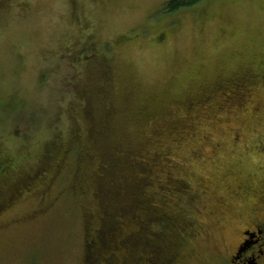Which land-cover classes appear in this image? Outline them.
Segmentation results:
<instances>
[{"label":"rangeland","instance_id":"1","mask_svg":"<svg viewBox=\"0 0 264 264\" xmlns=\"http://www.w3.org/2000/svg\"><path fill=\"white\" fill-rule=\"evenodd\" d=\"M171 1L0 0V202L17 200L0 215V264L88 263L99 241L98 187L117 180L111 171L98 177L100 163L119 143L145 154L162 146L159 180L145 188L151 195L160 190L149 207L164 224L152 225L167 246L159 248L158 264H226L227 247L252 218L224 210L240 205L225 195L242 182L256 191L264 186V85L227 113L217 111L221 99H199L215 82L255 70L252 59H264V0H207L166 15ZM104 71L107 105L97 97L88 115L82 93L103 90ZM188 100L197 105L188 109ZM91 117L101 131L108 126L111 141L91 147L101 156L86 163L76 153L91 143ZM119 175L130 191L117 202L133 231L143 206L131 199L144 186L134 190L136 169L122 167ZM170 176L175 189L193 191V200L173 204L168 189H158ZM21 180L33 183L20 189ZM114 188L121 187L105 190ZM189 202L203 212L186 208ZM187 220L193 228L183 231ZM129 251L113 264L149 257L140 246Z\"/></svg>","mask_w":264,"mask_h":264},{"label":"trees","instance_id":"2","mask_svg":"<svg viewBox=\"0 0 264 264\" xmlns=\"http://www.w3.org/2000/svg\"><path fill=\"white\" fill-rule=\"evenodd\" d=\"M207 0H172L169 2L165 8L164 13L166 15H175L181 12L184 9H190L194 8L198 5H201L202 3L206 2ZM252 63H256V69H249L245 71H241L239 73H236L231 76L225 77L226 79L221 80L220 83H214L212 87L209 89L203 90V99L200 97V101L202 100L205 102H209L211 100H217L221 99L224 103L217 107V111L226 113L230 111L234 106H239L241 104L239 100H244L245 102H249L251 98V91L252 89L256 87V85L260 84L264 85V59L257 57L255 59H252ZM107 72L104 71L101 74V79L103 80V86L104 89L95 93H89V88L85 90V94L82 93V105L84 106L85 111H87L88 115H90L93 111V102L94 100L100 98V101L102 104L107 105V100L109 99L108 91L105 89V87L108 86L107 82L109 80V77H107ZM90 91H92V88H90ZM98 97V98H97ZM201 103V102H200ZM197 104H194V102L188 100L186 101L185 106L188 109L193 108ZM242 105V104H241ZM92 123L88 130V138L87 141H91V143H86L83 147V143L79 144L77 148V153L79 155V160L82 162L89 163L90 161L94 162L96 161L101 155L97 156L98 153L97 149L91 150V147L97 148L100 146H103L111 141V138L109 137L107 133V127L104 126L101 131L100 127H98V123L95 119V117H91ZM79 133L80 131L77 130ZM180 133V131H179ZM79 136V135H77ZM76 136V137H77ZM75 137V138H76ZM156 146L161 142L162 140L155 139ZM87 146V150L86 149ZM113 147V146H112ZM159 147L157 146L155 149L147 154H145V151L143 150H135L133 148H125V146L121 143H119L116 148H112V154L105 156L104 159L107 158V163H100L101 170L98 177L101 176L103 178V175H105L107 172H112L117 175V180L113 181L115 183V186L108 185L106 183L105 187L100 190L98 195L100 196V199H98L101 203H97L98 205V211L97 216L100 218V224H99V231L98 234L99 241L98 243H95L93 247H99L100 249L97 250L96 248H93L91 246L92 250V257L89 256L88 261L93 264H98L101 260L103 255L105 254H112L115 253L116 255H120L121 253L125 254L123 257L125 259L129 258V249L133 248V246H140L144 248L145 250H148L149 257L143 260L145 264H158V261L160 263V258L158 250L161 248V251L163 252L164 249H167V246H165L163 243L159 242L160 234L156 233L152 229V225L157 224V226L164 225L162 222L161 216L159 217L157 215V212L155 210H150V200H157V197H159V191L156 192L155 195H151L147 192H145V188L154 183L153 181L159 180L157 179L159 177L158 172L161 171V169L164 167L163 165V158H161V155L159 153ZM85 154H82L84 153ZM81 153V154H80ZM136 157H135V155ZM97 156V157H96ZM103 156V155H102ZM104 157V156H103ZM195 158V155L193 156ZM193 158V159H194ZM216 163L213 164V166ZM122 167H131L132 169L137 170V177L138 178V184L136 183V186L134 190H140L142 186H144L143 192L140 190V195L137 197H133L131 199V202H133L134 206H137L138 204H141L143 207H139L136 209L138 217L136 218V224L134 225L133 231L129 230V222L132 219H129L125 214L126 207L124 205H121L117 202V199L121 194H124L125 190H129L130 188L125 185L124 183L127 182L126 177L123 175H119L121 177H118V173L120 172V169ZM214 168V167H213ZM215 170V169H214ZM213 170V171H214ZM5 171L1 170L0 175L3 174ZM139 172L140 175L138 174ZM216 172V171H214ZM155 174L156 178L152 177V175ZM139 175V176H138ZM126 176V174H125ZM123 177V178H122ZM111 180H114L113 177H111ZM170 183H168L166 186H160L162 181L158 182V189H162L165 187L168 189V193H166V196L169 197V200L174 203H177L178 199H190L193 200L192 195L193 191L189 189L188 187L179 188L177 187L175 189V186L172 182V179H176L175 177H171ZM33 182L28 180H21L19 184H21L20 189L23 188H29L31 186H27V184H32ZM170 184V186H169ZM121 187L119 189L114 188L113 190H105L106 187ZM165 192V191H164ZM19 193V192H18ZM101 193V194H100ZM125 194H128L127 192ZM132 194V193H130ZM134 195V193L132 194ZM12 199V198H11ZM105 200V201H104ZM15 198L12 199L10 204H4L0 202V215L4 213L7 208H9L11 205L16 202ZM172 202L170 204H172ZM205 204V202H204ZM119 206V207H118ZM186 208H189L191 211L194 210L195 213H202L203 211L200 210L199 207H197L194 202L185 206ZM188 211V210H186ZM180 214L184 217V213L180 212ZM109 216V218H108ZM164 216V215H163ZM162 216V217H163ZM185 218V217H184ZM114 223V228H112L111 223ZM116 222V225H115ZM187 226V227H186ZM163 227V226H162ZM191 230L193 228V224L191 221L187 220L185 222L184 226L182 227V230ZM127 230L130 233H126ZM157 245V251L155 250L154 244ZM94 251V253H93ZM107 252V253H106ZM155 252H157L155 254Z\"/></svg>","mask_w":264,"mask_h":264},{"label":"flooded vegetation","instance_id":"3","mask_svg":"<svg viewBox=\"0 0 264 264\" xmlns=\"http://www.w3.org/2000/svg\"><path fill=\"white\" fill-rule=\"evenodd\" d=\"M233 140L239 143L241 137L236 136ZM261 150L262 149H258V151ZM212 163L214 164V162ZM215 163L214 168L217 167V162ZM229 163V161L226 163L228 167ZM228 167L223 166L221 170L226 172ZM230 189H232L231 192L226 194L225 197L230 198L234 202H239L240 205L239 208L235 204H228L225 206L223 204L224 201L221 199V201H219L223 204L224 210H227L232 215L238 213V216H242V219L246 217L252 218V221L247 227L241 230L239 242L230 249L227 247L225 251V255H227L226 264H264V186L262 189L260 188L256 191L253 186H244L242 182L239 183L237 187H232ZM224 218L226 219V217ZM93 248L97 250L100 249L99 247ZM117 256L119 255L115 253L103 255L101 256L102 260L99 264H113ZM87 264L93 263L88 261Z\"/></svg>","mask_w":264,"mask_h":264}]
</instances>
